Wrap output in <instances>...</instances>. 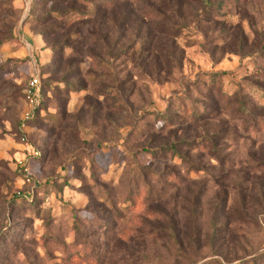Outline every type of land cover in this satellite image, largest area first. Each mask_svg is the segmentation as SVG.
<instances>
[{
  "label": "rangeland",
  "instance_id": "374dc122",
  "mask_svg": "<svg viewBox=\"0 0 264 264\" xmlns=\"http://www.w3.org/2000/svg\"><path fill=\"white\" fill-rule=\"evenodd\" d=\"M31 1L0 0V27L13 29L0 47V235L23 251L11 264H264V128H244L249 113L236 111L241 100L264 113L252 99L264 88V0H131L103 9L107 38L93 49L105 58L109 47L110 66L84 48L48 67L59 79L70 64L68 81L85 89L68 102L63 129L28 126L27 143L16 129L29 106L11 92L57 39L24 21ZM90 17L74 12L68 22L89 36L98 22ZM39 148L44 161L32 158ZM89 158L104 170L95 179ZM19 161L36 180L71 184L37 207L17 206L14 195L27 189ZM65 205L108 214L76 234L72 218H61Z\"/></svg>",
  "mask_w": 264,
  "mask_h": 264
},
{
  "label": "trees",
  "instance_id": "16d2710c",
  "mask_svg": "<svg viewBox=\"0 0 264 264\" xmlns=\"http://www.w3.org/2000/svg\"><path fill=\"white\" fill-rule=\"evenodd\" d=\"M37 0H33L30 2V8L28 11V14L26 15L24 21L27 22V20L32 19L30 24L33 23V21L36 22V24L41 28L39 34L42 35L43 38H48L50 36L57 37L56 40H53L49 43H47V47L45 48L46 52L49 53V58L37 66L39 69L40 77H41V86H40V94L41 99L36 104V106L32 110L31 116L27 119L26 124L29 127H47L51 126L52 129L50 131H53L55 128L57 129H63L62 124L65 119H67V111L66 106L70 99L76 95L80 94L84 91L85 86L82 85H76L74 83H70L68 81L69 76L73 73V70L70 69V64L66 65L65 74L59 77V79H54V76L56 71H49V73L46 71L48 67H56L58 68L63 61L69 60L68 54L65 53L68 50H71L75 55H81L84 52L87 51V55L98 58L97 60L102 65L110 66V51L106 50L109 47L104 46L105 55H107L105 58H101V55H97V52L95 49H93V46H100L102 47L101 41H106V34H103L100 30V23L99 20L102 19V14L98 15L100 11H103V9H109L117 6L118 4L127 3L131 0H84L85 7L78 4L77 0H40L41 5L39 7L42 9L41 15H35L36 12L39 11V7L36 4ZM37 8V9H36ZM89 9L93 10L92 13H89ZM78 12V13H84L85 17H89V21L91 18L95 16L97 18L98 22H96V26L94 28L88 29L87 33L89 36L81 35L80 30L78 27H73L74 25L70 26L69 24V18L72 15V13ZM89 21H85L86 27L89 24ZM79 26V25H78ZM13 34L12 27L2 30L0 27V47L2 44L7 42ZM62 36V37H59ZM59 37V38H58ZM88 39L91 44V47L88 46ZM70 52V51H69ZM109 56V57H108ZM5 71V69L0 65V71ZM44 80V81H43ZM25 84L22 89L16 88L14 89L11 94H16L22 92V98H24L25 95ZM257 94H253L252 99L255 101H258L259 99L262 100L261 103H264V88L260 89L258 88ZM263 95L262 97H259ZM45 97L47 99H45ZM59 100V103L57 101V106L54 104L52 105L50 102L47 105V101H51L54 98ZM238 104L240 105L236 111H240L243 114L245 112L249 113L250 119L244 123V128L248 129H261L264 128V113H261L260 115L255 114L254 111L249 112L247 110V103L239 100ZM51 108H55L54 113H51ZM206 109V108H205ZM43 112V113H42ZM215 112V111H214ZM214 114V113H212ZM206 113L205 111L197 114H193L192 120L193 122H198L202 120L205 117ZM211 116V115H208ZM213 116V115H212ZM171 119V118H169ZM163 123L166 122L165 117L161 120ZM175 124H183L182 121H176ZM21 125V117L19 116L18 119V125L16 129V134L20 138V140L26 136L25 131L20 127ZM51 134V132L49 133ZM26 141L27 143L29 141ZM145 149V150H144ZM145 153H149L151 148L146 147L142 149ZM39 154L34 155L32 158L37 161H44L46 160L48 156L47 149L44 150L42 148H39ZM93 160V161H92ZM88 165L89 169V176L90 178H96L97 173H104V170L101 171L99 169L97 164H94V159L89 158L87 160V163H84ZM73 165V164H72ZM100 171V172H99ZM19 174L23 177V183H25L26 174L23 173V168L19 169ZM32 180L30 184H27V189H22L20 194L14 195V203L17 206H23V207H37L41 204L42 200L44 199V196H50L52 192H62L65 186L71 184L69 182V179H59L58 176H48L45 178H41L39 180H36L34 177L29 176ZM58 178V179H56ZM29 189H32V191H28ZM108 194L106 193L104 198H108ZM63 211V214L61 215V218L64 217H71L73 220V225L71 226V231H75L76 234L80 232L81 227L85 225H89L90 223L93 224V222L97 218L98 220H103V218H106L107 211L102 210L97 213H91L92 216H85V215H78L79 208H75L69 205H65L64 208H61ZM57 211H54V214ZM80 216V217H79ZM103 217V218H102ZM94 220V221H93ZM101 226V225H100ZM6 237V233L3 232L0 235V264H11L10 256H16L18 253L23 252L21 249L18 248V245L13 242V240H9L8 237L6 241V248H3V239L1 236ZM18 240V239H15ZM75 248L78 247L77 239L75 242L70 243ZM69 245V244H68ZM85 248V247H84ZM86 249V248H85ZM95 249L93 246H91V255H94ZM5 254V255H4ZM3 258L1 259V256ZM264 259V252L261 254V257L257 258V260ZM85 262V261H84Z\"/></svg>",
  "mask_w": 264,
  "mask_h": 264
},
{
  "label": "built area",
  "instance_id": "2783aa9c",
  "mask_svg": "<svg viewBox=\"0 0 264 264\" xmlns=\"http://www.w3.org/2000/svg\"><path fill=\"white\" fill-rule=\"evenodd\" d=\"M40 86H41V77L39 73V69H35L34 73L29 78V81L26 85L25 89V95H24V102L29 106V109L26 110L21 118V125L20 127L24 130L27 126L26 121L31 116L33 108L36 106V104L41 99L40 94ZM23 140L26 138L23 137ZM39 153H36V155ZM19 164H23L22 161H19ZM23 170L26 169V164L21 165ZM32 182L31 178L27 175L25 178V183L30 184ZM21 192L18 191L17 194H20Z\"/></svg>",
  "mask_w": 264,
  "mask_h": 264
}]
</instances>
